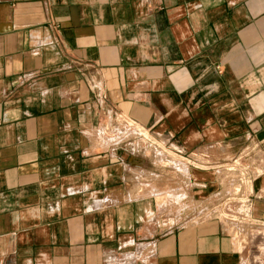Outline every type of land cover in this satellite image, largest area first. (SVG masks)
<instances>
[{"label": "crops", "instance_id": "crops-1", "mask_svg": "<svg viewBox=\"0 0 264 264\" xmlns=\"http://www.w3.org/2000/svg\"><path fill=\"white\" fill-rule=\"evenodd\" d=\"M117 115L183 157L252 149L264 225V0H0V264H264L199 216L223 173L103 144Z\"/></svg>", "mask_w": 264, "mask_h": 264}, {"label": "rangeland", "instance_id": "rangeland-1", "mask_svg": "<svg viewBox=\"0 0 264 264\" xmlns=\"http://www.w3.org/2000/svg\"><path fill=\"white\" fill-rule=\"evenodd\" d=\"M129 125H132L131 127L127 126L123 122V118H118L115 116L112 119V123L108 124L105 129H102V135L99 137L101 138V142H104L103 144H109V143H119L120 141L126 140V138L129 137H135L139 140L143 141L148 146L152 147L155 151V157L159 159V161L156 160V165L160 167H167L172 166L171 168L176 171V173L181 175L182 178H185L189 175V173L192 170H198V171H218L220 173H223V184H224V190L228 192L227 197L220 203L219 205L215 206L213 209L206 210L204 213L200 214L199 216H202L203 219H209L212 217H215V213L219 216V218H222V222L227 226L228 231L231 233L233 237H235V242L237 245H240L243 247L247 243V235L250 233V231H255L256 233H260L259 237H262L264 235V225H259L256 227H252L249 222H247L249 219H247V208H243L241 206H245L243 202L247 200V194L251 189L250 184L247 182V175H239L238 170L233 164L232 160L225 163H213L210 160V164L208 166L202 167V165L198 163H194L193 160H191V163L188 164V158L176 155L174 151L167 149L164 147V145H161L157 143L155 140L152 139V137L149 135V133L143 129H141L139 126L135 125L132 122L127 121ZM141 129L142 133H139L138 130ZM105 130V131H104ZM144 131V132H143ZM145 135H144V134ZM147 135V136H146ZM247 150V149H246ZM245 150V151H246ZM250 150V149H248ZM172 155V156H171ZM191 158V157H190ZM251 165H255V162L253 161V158H245L242 162V166L244 168H248ZM228 169H234L230 172H228ZM185 176V177H184ZM240 190V199L238 200L237 197L234 198L232 196V193L236 190ZM158 198V204L160 205L159 209H161L162 205H164L165 201L168 200L167 194L161 193L160 195H157ZM226 199H233V204L228 205L226 204ZM230 201V202H231ZM241 203V204H237ZM223 204H225L223 206ZM165 212H168L167 210ZM178 213H182V211H176ZM236 221L242 222L244 220V224H238L237 222H230L228 220H231L232 218ZM251 221V219H250ZM238 234L241 236L239 237ZM253 234V233H252ZM263 241V240H262ZM259 239L256 240L257 246L259 249H261V252L264 254V244L260 245L262 242Z\"/></svg>", "mask_w": 264, "mask_h": 264}, {"label": "built area", "instance_id": "built-area-1", "mask_svg": "<svg viewBox=\"0 0 264 264\" xmlns=\"http://www.w3.org/2000/svg\"><path fill=\"white\" fill-rule=\"evenodd\" d=\"M117 117L118 118H123V122L127 125V126H129V127H131L132 125H129L128 123H127V121H129V122H132V121H130L128 118H126L125 116H123V115H117ZM132 124H133V122H132ZM174 153L176 154V155H179V156H183V154H182V151L181 150H175L174 151ZM251 154H253V150L251 149V150H246V151H244V153L240 156V157H237V158H235V159H233L232 160V164L237 168V169H239L238 170V173H239V175H247V182H248V184H250V186L252 185V183H253V177H255V176H258L259 174V172H260V170H257V171H254L252 168H251V166H254V165H251V166H249L247 169L246 168H244L243 166H242V162H243V160L245 159V158H249V159H251ZM186 158H188L189 160H188V164H190L191 163V160H193V162L194 163H198V164H200V165H202V167H204V166H208L209 164H210V161H209V157H208V155H205V154H200V155H193L191 158L190 157H186ZM232 170H234V169H228V172H230V171H232ZM254 175V176H253ZM239 193H240V190L238 189V190H236V191H234L233 192V196H234V198L235 197H237L238 195H239ZM231 200H233V199H227L226 200V204L228 203V205H231V203L233 204V201H231ZM231 201V202H230ZM239 204H241V203H239ZM243 204H245V205H247V200H245L244 202H243ZM221 205V204H220ZM219 205V206H220ZM225 204H223V206H224ZM218 207V206H217ZM241 207H243L244 208V206H241ZM216 208V207H215ZM215 215L216 216H219V215H217L216 213H215Z\"/></svg>", "mask_w": 264, "mask_h": 264}, {"label": "bare ground", "instance_id": "bare-ground-1", "mask_svg": "<svg viewBox=\"0 0 264 264\" xmlns=\"http://www.w3.org/2000/svg\"><path fill=\"white\" fill-rule=\"evenodd\" d=\"M139 133H142L141 129L138 130ZM144 132V131H143ZM144 134V133H143ZM145 135V134H144ZM147 136V135H146ZM172 156V155H171Z\"/></svg>", "mask_w": 264, "mask_h": 264}]
</instances>
